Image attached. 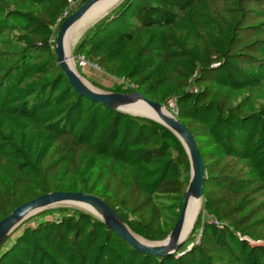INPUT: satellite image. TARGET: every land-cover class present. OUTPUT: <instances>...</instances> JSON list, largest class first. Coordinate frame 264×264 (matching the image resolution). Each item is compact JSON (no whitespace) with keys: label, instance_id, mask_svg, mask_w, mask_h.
I'll return each instance as SVG.
<instances>
[{"label":"trees","instance_id":"16d2710c","mask_svg":"<svg viewBox=\"0 0 264 264\" xmlns=\"http://www.w3.org/2000/svg\"><path fill=\"white\" fill-rule=\"evenodd\" d=\"M85 1L0 0V220L39 196L81 193L162 241L188 157L163 125L70 86L55 31ZM72 55L118 81L110 92L172 105L203 163L198 217L180 249L157 258L90 212L46 209L6 238L0 264H264V0H122Z\"/></svg>","mask_w":264,"mask_h":264},{"label":"water","instance_id":"95a60500","mask_svg":"<svg viewBox=\"0 0 264 264\" xmlns=\"http://www.w3.org/2000/svg\"><path fill=\"white\" fill-rule=\"evenodd\" d=\"M100 0H86L70 15L66 16L57 28L55 35L54 54L57 62L68 79L70 86L76 93L88 98L91 101L97 102L109 109L117 110L134 116L155 121L168 130H170L182 144L189 161L190 176L186 190L182 197V204L179 211L177 221L170 234L162 241L150 242L144 240L149 245L138 242L133 233L127 228L119 216L111 209L103 200L93 195H84L81 193H62L54 192L39 196L23 205L15 208L8 216L0 220V247L6 238L27 218L45 210L58 203H76L82 204L86 208H92L99 213V220L105 226L114 232L118 237L124 240L133 250L142 254L152 255L157 258L172 255L176 253L183 245L184 241L180 240L181 230L184 223L185 210L190 199L202 198V188L204 184L203 163L193 137L186 127L179 122L175 116H167L161 113L163 106L157 103L148 101L141 94L133 92L131 94H120L112 92H103L97 89H89L81 79L67 65V55L64 49V38L67 31L86 13V11L96 2ZM122 0H117L119 3ZM92 88V87H91ZM137 102H141L147 109L156 114L158 120L149 118L145 114L135 112L130 106ZM90 212V211H88ZM137 236V235H136ZM138 237V236H137Z\"/></svg>","mask_w":264,"mask_h":264},{"label":"bare ground","instance_id":"6f19581e","mask_svg":"<svg viewBox=\"0 0 264 264\" xmlns=\"http://www.w3.org/2000/svg\"><path fill=\"white\" fill-rule=\"evenodd\" d=\"M117 0H100L98 2H96L95 4H93L87 11L86 13L67 31L65 38H64V49L67 55V65L69 66V68H71V70L78 76L74 66H73V59L70 57L69 55V48H70V41L72 38L73 33H75L76 31L82 29L87 23H90L91 21H93L94 19L98 18L101 15H104L106 12L108 13V11L115 5H117ZM114 8V7H113ZM111 11V10H110ZM75 37V36H73ZM82 81V80H81ZM83 84L88 87L89 89H93L91 88V86H89L88 84H86L84 81H82ZM130 108H132L133 110H135V112L139 113V114H145L147 115L149 118L158 120L156 118V114L154 112H152L151 110L147 109V107H145L141 102H137L134 105L130 106ZM161 113L169 116L170 113L166 110V108H163ZM171 116V115H170ZM71 205L77 206L79 208L85 209L90 211V213H92L93 215H95L96 217H99V213H97L95 210H93L92 208H86L84 205L82 204H76V203H70ZM70 205V206H71ZM200 200L199 199H190L187 203V207L185 210V216H184V223H183V227L181 230V235H180V240H184L186 239V237L188 236V234L191 232L196 216L199 212V208H200ZM133 237L140 243L145 244V245H149L148 243L144 242V240H142L141 238L137 237L135 234H132Z\"/></svg>","mask_w":264,"mask_h":264},{"label":"rangeland","instance_id":"374dc122","mask_svg":"<svg viewBox=\"0 0 264 264\" xmlns=\"http://www.w3.org/2000/svg\"><path fill=\"white\" fill-rule=\"evenodd\" d=\"M75 5L77 6V3ZM113 7H115V5ZM113 7L110 10H112ZM73 8H74V6H73ZM104 15L99 16L98 18L94 19L90 23H87L82 29H80V30L76 31L75 33H73L71 41H70L71 43H70V48H69V55L73 59V66H74V68H75V70H76V72L78 74V77L82 81H84L86 84H88L89 86H91L94 89L110 93V89L113 87V85L116 84V83H119V82L115 81V80L111 79L110 77L106 76L105 74L101 73L96 67L86 64L81 59H75L73 57V55H72L75 45L80 40V38L82 37L84 32L88 28L92 27ZM55 32H57V31H55ZM73 36H75V37H73ZM120 94H124V93H120ZM127 94H130V93H127ZM170 106H171L170 108H168V107H164V108H166V110L170 113L171 116H174V108L172 107V105H170ZM189 176H190V173H189ZM70 205H71L70 203H58V204H55V205H53L51 207H48L46 209H54V208H59V207H66V208H70V209H78V210H81V211H87L88 212V210L79 208V207L74 206V205H71V206ZM200 206H201V201H200ZM199 211H200V208H199ZM198 214H199V212H198ZM198 214L196 216V219L198 217ZM196 219H195V222H196ZM189 234H188V236H189ZM187 237H186V239H187Z\"/></svg>","mask_w":264,"mask_h":264},{"label":"built area","instance_id":"2783aa9c","mask_svg":"<svg viewBox=\"0 0 264 264\" xmlns=\"http://www.w3.org/2000/svg\"><path fill=\"white\" fill-rule=\"evenodd\" d=\"M77 1L68 0V7H69V9L70 8H73V6H75V4L77 3ZM69 9H67V11H65V13L63 14V16L58 20L57 24H60L61 23L62 19L68 14V10ZM85 63L88 64L87 62H85Z\"/></svg>","mask_w":264,"mask_h":264}]
</instances>
